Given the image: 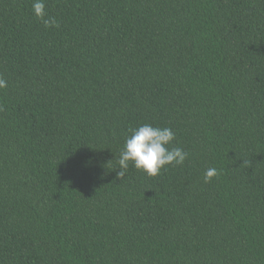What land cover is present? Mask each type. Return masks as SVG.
<instances>
[{
    "label": "trees",
    "instance_id": "obj_1",
    "mask_svg": "<svg viewBox=\"0 0 264 264\" xmlns=\"http://www.w3.org/2000/svg\"><path fill=\"white\" fill-rule=\"evenodd\" d=\"M32 2L0 0V264H264V0ZM146 123L188 157L120 179Z\"/></svg>",
    "mask_w": 264,
    "mask_h": 264
},
{
    "label": "clouds",
    "instance_id": "obj_2",
    "mask_svg": "<svg viewBox=\"0 0 264 264\" xmlns=\"http://www.w3.org/2000/svg\"><path fill=\"white\" fill-rule=\"evenodd\" d=\"M32 10L33 14L43 21L45 28L59 27L55 17H47L45 0H33ZM7 86V81L0 76V89ZM174 139L175 133L168 127H156L146 123L130 129V135L125 139L117 161L119 171L116 176L123 179L130 163L148 176L158 175L161 169L168 165H183L188 153L181 147H171ZM215 175V168L207 169L205 182Z\"/></svg>",
    "mask_w": 264,
    "mask_h": 264
}]
</instances>
